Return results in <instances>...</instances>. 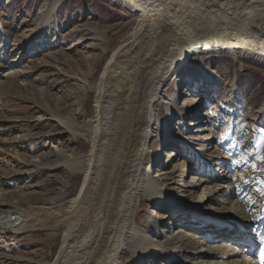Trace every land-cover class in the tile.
Listing matches in <instances>:
<instances>
[{"label": "bare ground", "instance_id": "obj_1", "mask_svg": "<svg viewBox=\"0 0 264 264\" xmlns=\"http://www.w3.org/2000/svg\"><path fill=\"white\" fill-rule=\"evenodd\" d=\"M113 1L137 23L98 81L88 86L95 93V115L86 128L88 153L71 158L52 146L41 156L48 163H35L16 151L24 148L23 138L6 137L21 121H14L16 128L12 120L0 121V186L30 183L42 170L63 168L83 174L78 194L67 201L63 196L54 205L24 208L26 195L11 201L13 193L0 194V249L4 251L13 238L43 231L46 236L40 241L47 246L54 247L60 237L48 264H249L236 256L239 250L233 253L232 244L264 221V135L248 139L246 131L236 129L239 115L231 107L223 106L226 115L218 117L212 105L206 112L203 105L210 102L205 99L211 98L216 77L207 57L241 52L264 58V0H213L206 7L192 0ZM61 2L47 0L41 22L20 24L13 38L0 24L1 116L7 108L2 96L11 89L5 79L10 76L27 81L26 88L44 100L42 87L32 85L30 67L42 48L60 45L58 36L51 34ZM248 20L253 27L245 25ZM84 30L95 33L106 54L105 35L93 28ZM198 56H203L196 64L206 89L192 99L193 105L179 107V96H169L167 88ZM93 60L97 62L98 56ZM180 87L181 93L197 89L183 83ZM234 90L229 92L232 100ZM45 104L46 100L35 105ZM48 107L49 116L64 128L63 134L48 137L68 133L75 137V125ZM176 118L172 128L169 123ZM175 132L184 134L179 140L186 151L174 143L179 141ZM170 145L185 153H169L170 161L162 160ZM179 156L187 161L181 175L191 174L192 180L183 182L177 197L178 189L172 187L176 171L169 166ZM11 164L17 170L12 171ZM153 202L165 212H158L159 220L138 222L139 206ZM0 260L18 261L2 253Z\"/></svg>", "mask_w": 264, "mask_h": 264}, {"label": "rangeland", "instance_id": "obj_2", "mask_svg": "<svg viewBox=\"0 0 264 264\" xmlns=\"http://www.w3.org/2000/svg\"><path fill=\"white\" fill-rule=\"evenodd\" d=\"M192 1L202 7L214 3L213 0ZM46 2L47 0H0L1 26L13 38L15 29L20 24L29 25L41 22L43 16L41 8ZM136 20L135 16L113 0H62L58 12L53 17L54 24L51 34V36H58L60 45L57 47L47 45L42 48V54L32 59L35 63L33 62L30 67L34 73L30 78L37 79L31 80L32 85L42 87L41 94L45 96L44 100H40L41 98L34 91L26 88L29 86L26 85L27 81L16 80L14 76L8 77L10 79L4 78L10 80L12 90L10 89L8 95L2 96L5 97L3 103L7 108L6 113L0 115V121L3 123L7 119L12 120L11 125L15 128L17 123L14 121H21L18 123V128L8 134L10 137L6 136L8 139L14 140L23 138L24 148H17V152L24 154L35 163H48L47 158L42 159L41 156L52 146L57 147L60 152L71 158L84 157L88 153L90 142L86 137V128L95 115V93L91 92L88 86L98 81L102 69L127 34L134 28ZM245 23L242 24L252 27L254 25L249 20ZM86 28H93L105 35L103 45L106 44V54L102 52L103 46H101L100 40L95 39V33L85 31ZM153 34L155 35V32ZM91 44L93 46L89 47ZM95 55L98 56L97 62L93 60ZM202 57L191 59L192 61L180 69L174 82L172 81L171 86L167 88L170 89L169 96H179L176 100L179 107L193 105L192 99L198 98L197 94L203 93L206 89L204 77L196 64ZM210 61L212 63L209 67L216 72V77L212 83L211 98L205 99L210 102L204 103V111H208L212 105V111L220 117L226 115L223 112V106L231 107L239 115L235 125L236 129L240 128L242 131H246L248 139L258 133L264 135V58L240 52L237 56L224 53L216 56L213 60L207 57L206 64ZM43 63L48 66L40 68ZM182 83L190 88L197 86L196 93L191 94L190 91L181 93V90H184L180 87ZM232 87H235L233 100L229 96ZM167 98L168 101L169 97ZM45 100L46 104L43 107L35 105H39V103L43 105ZM46 105L56 111L57 117L68 119L75 125L73 131L75 137L72 133L55 135L52 139L48 137L49 134H63L64 128L58 124L54 117L49 116ZM163 118H166L165 113ZM176 122L177 118L172 120L169 126L173 128ZM227 122L229 121L227 120ZM176 134L179 136H177L178 140L184 135L179 132ZM174 143H178L181 149L185 148L180 140L174 141ZM42 146H47V148L41 149ZM10 147L13 146L7 148ZM182 152L183 150H176L173 145H170L162 152V160L170 161V158H167L169 153L182 155ZM180 157L174 165L169 166L170 169L176 171L172 187L178 189L177 197L182 195L179 190L182 191L180 186L183 182L192 180L191 174L187 177L186 174L181 175L187 161ZM10 167L12 171L17 170L14 164H11ZM164 169H168V166H165ZM82 177L83 174H71L69 170L63 168L48 170V172L42 170L41 174L30 183L20 181L14 185L13 183L1 185L0 194L13 193L11 201H15L23 194L26 195L24 204L21 205L24 208L54 205L63 196L65 201L75 197L80 190ZM27 184H35L37 187L26 188ZM31 194L33 195L31 196ZM156 205V202L140 205L136 213L137 221L141 223V220L145 219L159 220L158 212L165 211L159 210ZM146 206H148L147 209ZM151 231L152 234L155 232ZM45 236L46 232L40 231L30 237L24 235L17 240L13 238L14 240L8 241L7 248L4 251L0 249V253L16 258L18 261H7L4 264H48L53 262L60 246V237L55 246L50 247L40 241ZM126 257L128 256L126 255Z\"/></svg>", "mask_w": 264, "mask_h": 264}]
</instances>
